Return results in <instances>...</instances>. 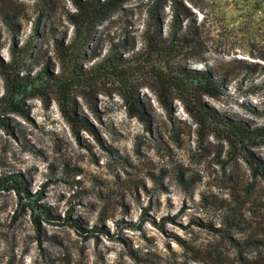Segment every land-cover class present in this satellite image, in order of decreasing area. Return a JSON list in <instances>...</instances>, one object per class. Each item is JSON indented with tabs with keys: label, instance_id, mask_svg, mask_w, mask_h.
Here are the masks:
<instances>
[{
	"label": "rangeland",
	"instance_id": "rangeland-1",
	"mask_svg": "<svg viewBox=\"0 0 264 264\" xmlns=\"http://www.w3.org/2000/svg\"><path fill=\"white\" fill-rule=\"evenodd\" d=\"M195 1L196 7L184 1L190 10L184 20L193 27L186 63L227 79L222 93L205 97L206 102L220 113L264 123V114L256 111L264 107V89L245 92L248 80L262 78L264 0ZM146 2L124 3L97 28L92 49L101 55L109 41L123 37L139 48ZM0 8L14 15L16 26L11 38L0 19V58L10 57L11 45H24L29 49L24 69L33 72L47 62L55 71L52 35L70 37L71 26L64 20L70 1L0 0ZM163 15L166 22V7ZM247 62L256 65L249 74ZM141 92L152 116L150 132L126 114L115 94H97L96 112L76 97L94 134L71 128L48 98L27 99L26 115H5L0 171L22 172L53 213L76 216L85 226L101 225L108 234L82 237L66 224L42 222L41 253L31 239L28 210L12 221L15 196L0 191V264H230L237 256L228 241L195 221L223 228L227 215L236 216L252 229L230 231L235 238L264 227V181L252 176L240 158L229 159L220 139L199 135L177 101L167 114L152 92ZM253 151L264 157V147ZM242 254L261 256V250Z\"/></svg>",
	"mask_w": 264,
	"mask_h": 264
},
{
	"label": "trees",
	"instance_id": "trees-1",
	"mask_svg": "<svg viewBox=\"0 0 264 264\" xmlns=\"http://www.w3.org/2000/svg\"><path fill=\"white\" fill-rule=\"evenodd\" d=\"M69 1L72 9L64 11V20L71 26V35L67 40L65 33L52 35V54L57 63L55 71L53 63L49 67L47 62L33 72L24 69L25 58L29 55V49L24 45H11L10 57L7 60L0 58V128L8 126L6 114L26 115L24 102L36 97L54 100L59 113L71 128L94 134L93 126L81 112L76 97L84 99L90 112H96L97 94H115L120 98L126 114L150 132L152 116L141 92V88H146L154 94L167 114L172 111L173 100L177 101L196 124L199 135L220 139L226 146L229 159L240 158L252 176L264 181V157L253 151L255 147H264V123H250L218 112L206 102L205 97L216 98L222 93L226 75L206 67L194 68L186 63L191 55L185 48L193 39V27L191 22L184 20L190 13L184 1L196 7L195 0H147L146 18L140 31L141 46L134 49L133 44L123 37L109 41L101 55L92 49L97 28L129 0ZM165 7L169 12L166 22L163 15ZM41 16L36 17L37 21L32 26L35 33ZM0 19L13 38L16 30L14 15L0 8ZM244 66L246 74H249L256 65L247 62ZM260 70L262 78L248 80L246 93L264 89V66H260ZM256 111L264 114V107ZM0 191L12 192L15 196L12 221L28 210L33 231L31 239L41 253V244L45 240L42 222L66 224L82 237L95 236L99 232L108 234L101 225L85 226L76 216L67 213L60 217L53 213L41 200V190L32 191L20 171H0ZM161 218L173 220L169 216ZM242 220L227 215L223 228L213 227L207 222H195L228 241L237 256L230 264H264V227H255V233L243 238L229 234L239 227L251 232L252 227L244 226ZM150 222L161 228V223L157 224L153 219ZM214 249L211 248V251ZM246 249H260L261 256L247 257L242 254Z\"/></svg>",
	"mask_w": 264,
	"mask_h": 264
}]
</instances>
